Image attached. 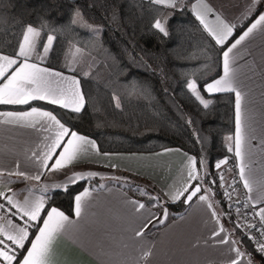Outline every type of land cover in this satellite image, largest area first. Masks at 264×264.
<instances>
[{"label": "snow or ice", "instance_id": "snow-or-ice-1", "mask_svg": "<svg viewBox=\"0 0 264 264\" xmlns=\"http://www.w3.org/2000/svg\"><path fill=\"white\" fill-rule=\"evenodd\" d=\"M150 3L173 10H183L186 0H149ZM264 0H247L241 18L254 16L246 30L228 43L229 38L237 27L236 23L225 21L204 0H195L191 3V11L195 15L199 25L211 37L215 43L209 41L208 47L221 46L223 74L211 81L205 80L198 85L197 79L186 82L192 96L205 109L212 100L206 99L202 92L234 93L235 94V132L229 135L227 150L234 154L238 162L239 181L243 182V188L247 189L246 199L237 201L242 208H236L237 218L231 232L226 230L220 219L224 215L231 218L230 213H218L212 203V187L206 186L205 177L209 175L204 159L200 160V169L197 168V160L187 156V179L182 186H169L162 201L160 195L153 196L146 190L137 189L143 196H148L153 206L157 207L160 215L149 213L144 215L142 210L146 208L139 201H128L133 215L140 213L137 219L141 220L142 227L132 229L131 244H124L125 248L132 247L139 253V259L134 264H146L150 255V248L144 242L145 229L155 223L163 224L169 216L167 203L181 201L190 204L194 198L204 203L211 211V216L217 227L212 232V239L219 245H227L231 259L227 264H264V206L256 210V204H264L262 198L257 199L250 194L254 186L264 188V175L258 180L256 169L252 167L251 141L256 139V129L253 127L252 110L249 108L247 93L243 91L241 68L235 66L237 60L242 59L238 46L255 33H259L264 39ZM173 13L161 15L152 24L153 29L169 36L168 20ZM213 14L214 19H209ZM80 27L95 35L101 29L93 26L84 17L79 9H75L70 19L63 24L53 26L48 19L42 18L38 26L32 23L23 25L22 39L10 51L5 52L0 47V105H28L29 110L0 111V126H16L33 129L42 134V139L31 147L22 151L9 152L8 159L0 157V264H59L56 260L55 245L61 235L77 236L81 231L79 220L86 217L92 207L93 189L83 188L74 196V214L77 220L70 219L64 211L52 206L47 195L51 189H64L75 185L79 181H87L100 175L92 170H79L77 166L89 161L90 156L103 155L111 158L108 152H100L95 140L74 131L66 126L57 114L52 110H44L33 106L34 101H43L50 105H58L61 109H67L71 113H80L86 104V95L81 90L80 80L74 75H65L51 67L44 66L53 45L57 31ZM42 33L46 34V42H41ZM80 52V49H76ZM68 65L69 71L75 72L72 64ZM85 76L90 73H84ZM116 99V107H120L119 99ZM260 143L264 145V130L261 132ZM165 151H170L165 149ZM21 157L23 159L21 160ZM51 162V163H50ZM227 163V158L219 160L215 167L221 169V165ZM14 165V166H13ZM23 165V167H22ZM118 167L117 165H108ZM264 172V170H261ZM61 173L64 179L60 183H43L39 185L27 184L24 189H13L14 183H26L40 181L45 173ZM224 190L225 198L231 203L233 194L237 193L236 185L239 181L233 177L228 183L223 174L218 173ZM119 179V178H117ZM126 182V181H125ZM215 184L212 180L207 182ZM238 194V193H237ZM252 209V219L249 220L247 209ZM256 217L259 221H256ZM255 230V231H254ZM237 231L242 235H236ZM224 233V235H221ZM258 233V235H257ZM247 237L253 244L249 251L243 247V237ZM217 237L219 239L217 240ZM139 238V239H138ZM258 257V258H257Z\"/></svg>", "mask_w": 264, "mask_h": 264}, {"label": "trees", "instance_id": "trees-1", "mask_svg": "<svg viewBox=\"0 0 264 264\" xmlns=\"http://www.w3.org/2000/svg\"><path fill=\"white\" fill-rule=\"evenodd\" d=\"M173 10L157 6L149 0H0V47L10 51L22 39L23 25L38 26L42 18L53 26L66 23L73 11L79 9L88 23L101 29L98 35L75 27L57 31L56 39L66 42L63 53L51 50L45 65L71 72L62 66L69 50L83 48L97 59L90 75H78L86 104L80 113H71L58 105L43 101L32 102L54 111L62 122L80 134L93 138L102 152H154L178 147L207 164L206 186L213 189L222 210L231 214L222 221L232 231L237 214L224 196L217 180L215 165L227 158L239 181L234 154L228 152L226 135L235 129L234 93L202 92L212 100L207 109L199 104L186 82L197 79L198 85L211 81L222 73L221 46L208 47L214 41L199 25L191 7ZM173 13L168 20L169 36L163 37L153 29L154 20ZM250 15L237 22L232 41L253 19ZM46 39L42 33L41 42ZM120 107H116V99ZM1 108L23 110L28 105H0ZM215 180V184L207 182ZM84 181L64 189H53L49 203L67 214L74 212V196ZM237 193L246 199L240 181ZM149 201V198H148ZM154 203V202H151ZM235 204V202H234ZM232 203V205H234ZM190 204L181 201L166 207L184 211ZM238 206L242 208V204ZM251 208L247 209L251 214ZM258 222V218H256ZM255 231V230H254ZM236 235H242L237 231ZM243 247L252 250L245 236ZM258 258V257H257Z\"/></svg>", "mask_w": 264, "mask_h": 264}, {"label": "crops", "instance_id": "crops-1", "mask_svg": "<svg viewBox=\"0 0 264 264\" xmlns=\"http://www.w3.org/2000/svg\"><path fill=\"white\" fill-rule=\"evenodd\" d=\"M186 1L190 7L191 3L195 2V0ZM204 2L214 9L215 14H219L227 22L237 23L245 19H238L243 11L240 12L236 7L243 3L242 0H225L224 4L227 6H229L228 3L235 4L230 10L232 14L227 13L228 15L218 7L217 0H204ZM260 10L264 11V9ZM214 18L213 14L209 15V19ZM246 27L235 38H238L246 30ZM65 47L64 40L55 39L51 50L63 53ZM238 48L242 59L237 60L235 66L241 68L243 91L247 93L246 99L249 101L248 106L252 110L253 127L256 129V139L251 141L252 167L257 170L256 177L259 180L264 175V172L261 171L264 170V145L260 143L261 132L264 130V39L257 32ZM51 68L61 71L65 75H74L79 79L78 75L72 72ZM11 110L0 107V111ZM23 110H29V108ZM234 132L231 135H234ZM40 139H42V134L33 129L0 126V157L7 160L10 151H22L24 148L38 143ZM165 149L170 151H165ZM165 149L154 152H108L111 154L110 159L93 153L89 161L77 166V171L92 170L100 175L84 181L83 188L93 189L92 207L89 209L88 215L79 220L81 231L77 236L61 235L58 238L55 251L59 264H134L139 259L138 251L132 247L125 248L123 246L131 244L132 229L143 226L141 220L137 219L140 213L133 215L131 206L127 202L144 203L146 205V208L142 210L144 215L155 213L159 216L158 208L148 201V196L141 195L137 189L146 190L153 196L160 195L162 201L166 200L167 197L164 193L168 191L169 186L180 187L187 179V156L194 157L178 147ZM22 159L23 157H21ZM235 162L237 166L238 162L236 160ZM108 165H117L118 167ZM238 172L237 167V175ZM63 179L61 173L46 172L41 176L40 181L14 183L11 187L24 189L27 184L60 183ZM240 184L246 197L247 189L243 188L242 181ZM262 193H264V188L257 185L254 186L250 195L260 199ZM262 206L264 204H256L255 208L259 210ZM214 207L220 213L215 205ZM168 212L169 216L163 224H157L154 221L145 229L144 242L150 248L146 264H227V261L231 259L228 246L219 245L212 239V232L217 225L213 221L211 211L204 203L194 198L184 211L168 208ZM65 214L70 219L77 220L74 212ZM220 224L231 232L222 218ZM218 239L219 237H217Z\"/></svg>", "mask_w": 264, "mask_h": 264}, {"label": "rangeland", "instance_id": "rangeland-1", "mask_svg": "<svg viewBox=\"0 0 264 264\" xmlns=\"http://www.w3.org/2000/svg\"><path fill=\"white\" fill-rule=\"evenodd\" d=\"M217 1L219 2L218 7H220L224 13L232 14V11H230V10L232 9L231 7H233L235 4L228 3L229 6H227V4H224L225 0H217ZM242 1H243L242 4H239L236 6L240 12H242L243 9H245L243 7H245V5L247 3V0H242ZM232 16H234V15H232ZM44 42H46V39L44 40ZM75 48L80 49L81 51L77 52L76 49L69 50L67 55L65 56V59L62 61V66L69 69L68 65L70 63H72L73 61H77L76 63L72 64V66L75 67V69L78 72L82 73V75H84V73H86V72L91 73V71L94 69V66L97 63V59L95 57H93L92 55H90L86 50H83V48H79V47H75ZM228 136H229V134L225 136V140L227 143H228V141L226 138ZM218 173L223 174L228 183L232 182L234 176L236 179V175L234 174L231 167L227 163L224 165H221V169L218 170ZM217 180L220 183L218 174H217ZM220 185H221V183H220ZM222 187L225 190L226 186H222ZM211 198H212L214 205L218 208V210L221 213L222 207H221L217 197L214 195H211ZM241 198L242 197H240L237 193L233 194V199H232L231 203L234 204V202H235V204L233 205V211L235 213H236L235 209L240 208L238 206L239 203L237 201L238 200L240 201ZM249 220H251V219H249Z\"/></svg>", "mask_w": 264, "mask_h": 264}, {"label": "built area", "instance_id": "built-area-1", "mask_svg": "<svg viewBox=\"0 0 264 264\" xmlns=\"http://www.w3.org/2000/svg\"><path fill=\"white\" fill-rule=\"evenodd\" d=\"M251 213H252V210H251ZM248 217H249V219H252L251 214H248ZM256 218H257V217H256ZM257 235H258V233H257Z\"/></svg>", "mask_w": 264, "mask_h": 264}]
</instances>
